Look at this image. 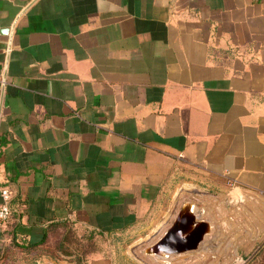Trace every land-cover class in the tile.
<instances>
[{"label": "crops", "instance_id": "obj_1", "mask_svg": "<svg viewBox=\"0 0 264 264\" xmlns=\"http://www.w3.org/2000/svg\"><path fill=\"white\" fill-rule=\"evenodd\" d=\"M2 187L0 264H200L215 233L147 252L187 205L217 229L241 203L250 249L264 0H0Z\"/></svg>", "mask_w": 264, "mask_h": 264}, {"label": "rangeland", "instance_id": "obj_2", "mask_svg": "<svg viewBox=\"0 0 264 264\" xmlns=\"http://www.w3.org/2000/svg\"><path fill=\"white\" fill-rule=\"evenodd\" d=\"M230 210L225 209V213L228 214L226 220H213L217 222L218 228L215 229L212 226L210 233L216 234L217 242L204 247L202 252H207V255L202 257L200 264H264V226H261L260 230L257 226H253L252 247L248 249L249 226L248 220L240 217L242 215L241 203ZM228 218L231 220H227ZM148 243L143 242L135 250L140 248L143 252Z\"/></svg>", "mask_w": 264, "mask_h": 264}, {"label": "water", "instance_id": "obj_3", "mask_svg": "<svg viewBox=\"0 0 264 264\" xmlns=\"http://www.w3.org/2000/svg\"><path fill=\"white\" fill-rule=\"evenodd\" d=\"M212 225L206 220H196L192 206L187 205L172 228L147 252L163 256L196 251L205 236L210 234Z\"/></svg>", "mask_w": 264, "mask_h": 264}, {"label": "built area", "instance_id": "obj_4", "mask_svg": "<svg viewBox=\"0 0 264 264\" xmlns=\"http://www.w3.org/2000/svg\"><path fill=\"white\" fill-rule=\"evenodd\" d=\"M1 201H0V229L9 222L12 216V196L7 187L1 188Z\"/></svg>", "mask_w": 264, "mask_h": 264}]
</instances>
